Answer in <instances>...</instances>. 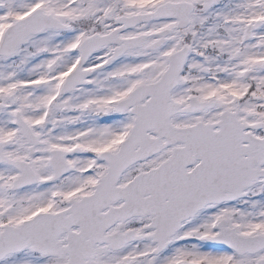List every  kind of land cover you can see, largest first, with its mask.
<instances>
[{
  "label": "snow or ice",
  "instance_id": "obj_1",
  "mask_svg": "<svg viewBox=\"0 0 264 264\" xmlns=\"http://www.w3.org/2000/svg\"><path fill=\"white\" fill-rule=\"evenodd\" d=\"M0 264H264V0H0Z\"/></svg>",
  "mask_w": 264,
  "mask_h": 264
}]
</instances>
